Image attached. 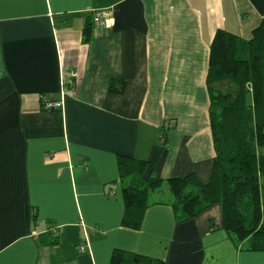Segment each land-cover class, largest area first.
<instances>
[{"label": "crops", "instance_id": "1", "mask_svg": "<svg viewBox=\"0 0 264 264\" xmlns=\"http://www.w3.org/2000/svg\"><path fill=\"white\" fill-rule=\"evenodd\" d=\"M262 21L264 0H0V264H109L115 249L264 264L222 229L220 204L177 223L165 187L138 230L123 227L117 167L207 182L211 41H247Z\"/></svg>", "mask_w": 264, "mask_h": 264}, {"label": "trees", "instance_id": "2", "mask_svg": "<svg viewBox=\"0 0 264 264\" xmlns=\"http://www.w3.org/2000/svg\"><path fill=\"white\" fill-rule=\"evenodd\" d=\"M90 38V27L83 32ZM206 89L215 159L209 179L194 175L145 176L143 160L119 156L124 213L121 225L138 230L147 208L163 203L151 196L165 187L177 223L220 204L221 226L235 246L264 252V21L247 41L219 30L209 47ZM109 264H166L115 249Z\"/></svg>", "mask_w": 264, "mask_h": 264}, {"label": "built area", "instance_id": "3", "mask_svg": "<svg viewBox=\"0 0 264 264\" xmlns=\"http://www.w3.org/2000/svg\"><path fill=\"white\" fill-rule=\"evenodd\" d=\"M93 22L95 23V25H97V26H101V25H103V15H102V13L101 12H95L94 13V15H93ZM55 107H59L60 106V104H55L54 105ZM51 234H52V236L53 237H56L58 234H57V231H56V229H52L51 230ZM85 250H87V244L86 245H83V246H81L80 248H79V251L80 252H84Z\"/></svg>", "mask_w": 264, "mask_h": 264}, {"label": "rangeland", "instance_id": "4", "mask_svg": "<svg viewBox=\"0 0 264 264\" xmlns=\"http://www.w3.org/2000/svg\"><path fill=\"white\" fill-rule=\"evenodd\" d=\"M151 198H152V199H154V198H158V197H157V194H153V195L151 196Z\"/></svg>", "mask_w": 264, "mask_h": 264}]
</instances>
